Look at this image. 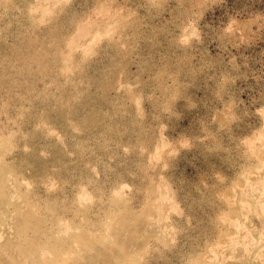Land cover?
Instances as JSON below:
<instances>
[{"label":"rangeland","instance_id":"1","mask_svg":"<svg viewBox=\"0 0 264 264\" xmlns=\"http://www.w3.org/2000/svg\"><path fill=\"white\" fill-rule=\"evenodd\" d=\"M0 264H264V0H0Z\"/></svg>","mask_w":264,"mask_h":264}]
</instances>
